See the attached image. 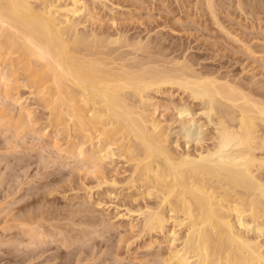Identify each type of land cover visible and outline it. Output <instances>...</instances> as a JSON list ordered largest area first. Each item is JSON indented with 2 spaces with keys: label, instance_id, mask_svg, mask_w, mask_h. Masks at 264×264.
I'll return each instance as SVG.
<instances>
[{
  "label": "bare ground",
  "instance_id": "1",
  "mask_svg": "<svg viewBox=\"0 0 264 264\" xmlns=\"http://www.w3.org/2000/svg\"><path fill=\"white\" fill-rule=\"evenodd\" d=\"M33 1L0 0V97L4 98H0V100H8V98L13 95V93L11 94L10 91L13 90L10 84H14L12 82H15L14 79H16V74H18L17 71L20 69V71L24 73L25 77V79L22 80H24L27 84L26 85L23 81V85L25 84L27 88L30 87L33 89L32 94L35 93L34 95L44 102L43 106L47 109V111H49V121L51 122L53 120V122H57L59 126L63 124V127H61L66 132L65 134H67L66 136L68 139L66 138V141L71 140V132L75 134H81V137H83L82 142L86 139V142L88 140L91 141L90 147L92 148L88 153H85V149L83 150V148L80 147L81 144H79V142L78 144L80 146L78 144L69 143L68 141L67 148L64 149V152L62 151L64 156H72L73 158L78 156V158L88 162H85V164H89L92 161L91 159L95 157L97 151L101 154L102 149L103 152L104 148L107 150V139L109 137L111 138V132L113 134V131L117 133V136L119 134V138H121L123 141L127 140L128 143L135 142L134 144L138 145V147L140 146V150L138 151V147L135 148V145L131 143L127 145L128 143L126 142L127 147L125 146L124 153H120L119 155L121 157L123 156L128 158L127 162L131 161L135 163L133 167L134 170H132L133 174L139 171L142 172H139L142 174V176L138 177H140L139 183L141 182L142 185L147 186L146 191L147 189L148 191L147 194H144L146 195L145 198L148 196L150 197V195L154 193L156 194H154L156 199L159 197V202H155L157 205H154L155 203H153V206H151L150 204L152 202H149V206L148 203L146 204L144 202L145 204L142 206L144 210L137 207L136 211L138 212V215H136V217L143 216V219H141L142 223L139 222L142 224L141 228L143 236L144 234L151 235L152 233H162L163 229H165V227L170 224L169 221H171V225L173 223L172 228H178L176 229L177 231H179L182 226H185L187 232L185 234L188 239V241H183L184 244L179 249L174 251L171 249L172 252H165L168 253L167 256L165 255L166 257L164 256L165 258L162 256L163 254H159V252L161 253L162 251L161 249V251L159 250V252L150 255V257L153 256L151 260H149V258L146 262H142V264H212L207 260L208 257H210V252L216 258V261H212L214 262L213 264L264 263V257L259 251L260 248H258L260 246H257L253 243L250 244L251 242H246V239H242L240 234H237L234 225L230 223V219L228 220V218L234 214L237 219L236 222L239 224V226L244 228L250 227L248 228L249 230L252 227L249 226L243 219L247 212V215L249 214L248 216H250L254 222H257L255 221L257 219L260 220L262 216L264 217V95H262V98H257L255 95L258 94L260 89H262L261 83L257 81V84L255 81L256 79L253 80L257 85H254V83L251 84H253L254 87L256 86L255 88L259 90L256 91L257 89H254L253 86L252 90L251 86L249 87V82H246L247 85H245L243 82L239 83L240 81H243L242 79L237 82V80H235L236 78L232 79V76H230V79L226 76V74L219 78L214 76L217 74L211 76L212 74L210 71H208V73L207 70H205V73H202L203 70L202 72H199L192 68V65L195 63L192 61L191 64L182 55L181 56L183 60L185 59V61L188 62H178L181 59L178 58V61H176L175 57V59L173 57L170 59L171 57L164 53L165 50L161 51L162 53H159L157 50L160 48L159 46V48L156 47L158 42L157 39L159 40V45L163 42L161 40L162 37L160 38L158 35L157 37L160 39L156 38V36L153 39L156 41L154 47V41L153 43H148V38H146V43H144V41L142 42V37V40H139V36L138 40L135 38L134 41V34L131 35L133 36V40H131L132 38H130L129 34L128 36H124L123 33L119 34L120 30L114 31L117 34L114 35L115 37L113 36L114 33L112 34L111 32L110 36L108 31L107 32L109 34L103 31H100V33L97 31L98 33H95V30L91 31L90 33L89 31L86 32L84 30L80 32L77 27L79 22L76 23L75 20H73V17L85 9L86 5L82 0H71L70 6L66 4L61 8L55 6L54 3L51 2L52 0H42V3L40 1V7L35 6L36 4L33 5ZM205 1L209 13L214 17L216 8L214 9L212 6L213 0ZM240 2L242 1H238V3ZM239 7L241 8V6ZM243 9L244 8H242V10ZM251 12H254V10ZM214 18L212 20L215 22L216 19V23L220 24V22H217V18ZM218 24L217 26L221 29L222 24ZM102 33L104 34L102 35ZM228 33L229 32L227 31L226 34L229 35L230 33ZM152 36L149 38L150 40L152 39ZM229 39H231V37ZM232 39L236 40V42L240 41L238 38L232 37ZM150 44H152V49L150 48ZM119 48H122L121 51H124L126 54L124 55L120 53L121 51H118L120 50ZM154 48L157 50V52L153 50ZM163 48L166 49L167 46H162L160 49L162 50ZM180 48L178 50H181ZM248 49H250V47ZM151 50L158 53L159 55L154 56L156 53H153ZM116 51H118V54ZM144 54L148 56H145ZM164 55L170 58L167 60V57ZM158 57H160V59ZM131 61H134L133 65H129V63L132 64ZM182 62H184V64ZM20 71H18L19 76L21 73ZM211 72L213 73V71ZM21 76H23V74ZM17 82L18 81H16L15 84ZM15 84L13 85L14 87ZM16 87H18V85ZM166 87H175V89L180 90L182 94L187 95L190 100L197 101L203 106L201 107L202 110L200 112L202 116L206 117V126L208 123L213 125L212 133L209 137H207L211 140L209 145L206 144L207 146H205L202 144V142L200 143L199 140V142H195L199 143V146L196 144L198 147L196 146L192 149L187 148L191 151L184 150L185 152L181 153H175L176 150L173 151V148L171 149V146L169 147V144L167 145V143H169L167 141L168 135L166 136V132L164 133L162 131L163 129L158 121L152 117H148V114H150V116H153L154 114L152 115L150 111H148V114L146 113L148 110L147 107H152L149 93L152 94L151 92H153L163 94L166 92L164 90ZM254 91L257 93H254ZM261 91L263 92V89ZM12 98L14 97L12 96ZM6 101L0 102V112L3 113V115H5V113L11 112L10 108L6 107L8 105H4ZM7 109H9V112H7ZM188 109H185V111L182 110L183 114H186L187 112L188 115H186V117L191 114L190 110L188 111ZM23 110L20 111L23 113ZM26 111L24 110V112ZM3 115H0V117ZM25 115L28 117L30 112H26ZM184 123L185 124H181V126L183 125L182 129L184 130L183 136L185 137L186 142H191V140L194 139V133H196L194 130L198 127V121L196 123V128L194 127L195 120H193V118L188 121L186 120ZM193 128L195 129L193 130ZM199 128L200 126L198 129ZM115 136H113V139H115ZM183 136L182 138H184ZM77 137L80 138V135ZM204 137L206 138V136ZM95 138L97 139V143H104V145H107V147L102 148V144L100 145L101 148L97 150L94 143L96 140L93 141ZM73 139L76 142L77 139ZM194 140L197 141V139ZM9 146L11 147V145ZM55 149H57V147ZM109 151H111V149ZM11 154V156H14L12 152ZM17 158H14L16 159L15 166L20 165V162L16 163V161L20 160ZM4 159L5 157H3V160ZM99 159L100 158H98V160ZM98 160H93L94 169L99 168L97 164ZM95 161L97 164L96 168L94 166ZM11 162L12 161L9 162L10 166ZM92 162L89 165H91ZM6 163L5 165L8 164ZM13 164L14 163H12V165ZM15 166L13 165L12 167L14 168ZM82 166L85 168L84 164ZM12 167L8 166L7 169L10 170ZM24 167L25 166H21V168ZM46 167L48 166H45L44 168ZM65 167L66 166L63 168ZM90 169L91 168L89 167V170ZM93 170L91 172H93ZM85 171H87L86 173L88 174L90 172H88V170ZM96 171L101 173L100 170H95L94 172ZM54 172L57 173L58 171L55 169ZM52 173L53 172H51V174ZM139 173H136V175H139ZM7 174L8 177L11 176V173L9 174L8 171ZM47 174L49 173L47 172ZM96 174L98 173H95V176H97ZM44 175L41 174V178L38 176L37 178L40 180L47 179L48 181V176ZM132 179L129 183L136 186L134 183H136V179L138 178L136 177L135 179L134 176ZM13 182L14 181H12V183ZM51 182H53V179L50 182L48 181V183ZM1 183L3 182L1 181ZM1 183L0 185H2ZM112 183L115 184L114 182ZM20 184L21 182H19V185ZM14 185H8L9 191L7 193V197L13 195L14 198L11 200L9 199V203L11 201L12 202L10 204L6 202V204H8L6 205L7 207L1 209L0 224L3 226V232H8L10 230L12 231L13 229L18 230L16 234H9L10 239H13V243L11 242L13 245H10L11 248L15 247V251L19 247L20 248L17 250L19 251L17 254H15V251V253L8 252L10 250V248H8V255L6 256H11L19 260H27L30 262V260L33 261L35 259L40 261L39 259L45 254V257L43 256L44 258L42 257L43 259L40 262H44L46 264L47 261L51 260L53 262V260L55 261L56 258L58 259V257L62 256V254H64L62 248L64 247L65 249H68L69 252L65 253L64 257L66 259H63V261L61 258L63 262H60L59 264H68V260L71 258L70 256H74V264H81L87 259H90L89 261H91L92 258H96L93 257L95 255L94 249H97L101 242L106 244L107 241H110V237L108 235V237H106L104 234L111 232V226L108 225L107 221L105 222V219L104 221L102 220L103 217H101L102 219L99 217L101 220H99L100 222L98 225V219L96 220L95 218L94 219L97 221L96 224H94L95 220H92V224L80 220L83 222L81 223L76 219V217L80 218L76 215L77 212L81 211L78 209L75 210L77 211L75 213L72 211L75 215V220H77L76 222L74 217H72V212L70 213L71 216L69 214L71 210L75 209V207H73V209L70 208L71 210L68 212V215L70 216V227L68 226L69 220L66 221V218L68 219V215H66L65 219H61V217H65V214L62 216V214L59 213L61 215L60 220L58 219L59 223L58 221L57 223H51V221L57 220L55 217L59 216L57 214L58 211L55 213L57 216H54L53 218L55 211L51 217L48 216L49 213L45 212H49L51 208L49 209V207L45 205L47 208L44 209L41 204V207L43 208V210L41 209L43 212H41L39 208L40 206L36 205L40 200L41 202L39 203H42V200L45 199V194L46 198H49L48 196L51 192H49L48 195L46 191L44 192L45 194L41 192L40 195H36L34 194L36 193L35 189L36 191L38 190L36 187L33 188L34 193H31L30 195L29 191L33 190L30 188L31 184H28V188L20 186L18 189H14ZM23 185H25L24 182ZM34 186L37 185L35 184ZM42 186H48L51 188L50 185L44 184ZM220 189L223 190V194L220 193ZM22 190L25 191L23 194L20 193ZM41 191L43 190L41 189ZM227 192H230V195L233 193L235 195L233 197H237L238 200H236V202L234 200L230 201L229 199H231V196ZM17 194L21 195L17 196ZM113 197L115 198V196ZM46 203L47 202H45V204ZM48 203H50V201ZM33 204H35L37 206L36 208H38L40 211L38 210L39 213H37L38 211H36L37 209L35 208V211H30L31 215L28 213L30 215L28 216L26 214L27 212L25 211L27 210L29 212L28 207L31 208V205ZM161 206L165 207L164 212L162 211L164 209ZM246 206L248 207L247 209ZM52 208L53 210L55 209L53 206ZM87 208L89 209V206L86 207V209L84 208L81 216L83 215V217H85L89 212L88 216L90 217V214L93 213V210H91L93 208L90 207L91 209L89 210ZM126 209L129 210L130 208ZM51 211L52 209L50 210V214L52 213ZM130 211H128V213H130ZM34 212L35 214H33ZM44 212L48 215H46ZM83 212L87 214L84 216L85 213ZM1 213H4L3 218L1 217ZM22 213H25L26 215H23ZM41 213H44L46 216L41 215ZM65 213L67 214V212ZM95 213H93V215ZM179 213H181L182 218H180L178 215ZM78 215L80 214L78 213ZM97 216L98 215H95V217ZM130 217L131 216H129V218ZM86 219H84V221ZM9 221H13V223L10 224ZM61 221H65L63 222L65 224L67 223V225H65L66 227H64ZM60 222L63 225V229H67V233H64L65 230L62 229ZM4 224L6 225L4 226ZM82 224L89 225L88 227L91 228L89 230L79 229L77 231V226L79 227ZM73 226H76V228ZM47 227L48 229H46ZM80 228L83 227L81 226ZM141 228H139L140 232ZM176 230L170 231L172 232V234L170 233V235H172V239L174 236L176 237ZM257 230H259V228ZM73 231L74 233L78 232V235L73 233L74 237L77 236V238L80 240L83 239L88 241L83 242L82 240L81 244L78 242L80 240L77 239V242L80 245L77 243L76 248L78 246L80 248L78 247L79 250L77 251V248L74 252L72 250L75 249L73 247L75 244H73V246L67 247V245H69L71 242L68 241L70 240V232L72 234ZM3 234L4 233H2V235ZM65 234H67L69 237ZM64 235L68 237V240L67 237H64ZM96 235L97 240L99 239V241L96 240ZM62 236L63 239L61 240ZM59 237H61V242L60 240L57 241V238L59 239ZM74 237H71L72 243H74ZM167 237L168 236H166V238ZM75 238L74 240L76 242ZM54 239H56L57 244L61 245L55 244ZM52 240L54 241L55 246L53 245L54 248L52 249V254L47 255V247H45V250L42 248L47 244H49L50 248H52V244H50ZM148 241L147 245H151L150 243L148 244ZM72 243L70 245H72ZM10 245L7 246L9 247ZM88 246H90L89 249L92 250H89L87 248ZM108 247L109 245H107L106 248ZM21 248L24 249L21 250ZM99 248L101 249V247ZM47 250H49V248ZM52 250H49L50 253ZM103 250H105V248ZM100 251L101 250H99V252ZM97 252L96 254L98 255L99 252ZM104 252H106V254ZM107 252L108 249L101 252L102 258L107 257L105 255H109L108 257H110V253ZM81 253H83L82 255H84V257L80 259L79 254L81 255ZM5 254L7 253L5 252ZM10 259L12 258H9V260ZM100 260L103 262L105 259H99V262ZM113 260L115 259L112 258V264L114 263ZM105 261L104 264H107V258ZM118 261L119 262L117 264H122L120 262V258ZM17 262L19 263V261ZM29 262H27V264ZM22 263L24 264L25 262Z\"/></svg>",
  "mask_w": 264,
  "mask_h": 264
},
{
  "label": "rangeland",
  "instance_id": "2",
  "mask_svg": "<svg viewBox=\"0 0 264 264\" xmlns=\"http://www.w3.org/2000/svg\"><path fill=\"white\" fill-rule=\"evenodd\" d=\"M40 1H41V3L43 2L42 0H34L33 5L36 4L35 6L40 7V5H41ZM49 1H51V0H49ZM82 1H84L85 5H86L85 9H83L81 11V13H79L73 17V20H75L76 23L79 22L77 27H78L80 32H82V30H84L86 32L89 31V33H90L91 31L95 30L94 31L95 33L97 31L99 33H100V31H103L105 33L111 32L112 34L114 33L113 34V36H114L116 34L114 31L120 30L122 32L119 31V34L123 33L124 36H128V34H129L130 38H132L131 40H133V36H131V35L134 34V41H135V38H137L136 40H138V36H139L140 37L139 40L143 39L142 42L144 41V43H146V41H145L146 38H148V41H147L148 43H151V42L153 43V41H154L153 39L155 38V36H156V38H159V37H157V35H158V36H160V38L162 37L161 40L164 43L162 41H160V42H162V44H164V45H162L161 43L159 45L158 44L159 40L157 39L158 45L156 44V47L159 46L161 48L162 46H164V47L167 46L166 49L163 48L162 50L159 47L158 48L160 50L156 48L159 51V53L161 51L165 50L164 53L166 55H169L171 57V58L169 57L170 59H172V57L173 58L175 57L176 61H178V58L181 59L178 62L185 61V59L188 60L190 63L193 61V63H195V64L192 65V68H194L195 70H197L199 72H202V70H203L202 73H205L206 72L205 70H207V72L210 71V73L212 74L211 76H213L214 74H217L214 76H217L220 78L221 76H224L226 74V76L228 78H230V76H232L231 77L232 79L236 78L235 80H237V82H239V80L242 79L243 81H240L239 83L243 82L245 85H247L246 82H249L248 84H249V87L251 86V88L253 86V84H251V83H254V85H257L258 84L257 81H258L262 85L261 87L263 89V92L261 91L262 89L259 90V89L255 88L256 86L255 87L253 86L254 89H257L256 91L259 90L258 94H255V95L257 98H262V95H264V87H263L264 86V0H258V1L257 0H252V1L251 0H213L212 6L214 7V9L216 8L215 9L216 13H214V12H212V13L215 14V15L214 14L213 15H214V17L216 16L215 18H217V20H218L217 22H220V24L216 23V19L209 13L208 7L205 4V2H206L205 0H82ZM238 1H242V2L238 3ZM51 2L54 3V5L59 7V8L63 7V5H66V4L68 6L71 5L70 4L71 0H52ZM252 2L253 3L256 2V3L253 4ZM244 3H246V4H244ZM250 3H252V4L249 5ZM238 5L241 6V8ZM250 6L253 8L254 12H251L253 10ZM213 7H212V9H213ZM242 8H244V9L242 10ZM212 17L215 19V22H214V20H212L213 19ZM112 21H114V22H112ZM217 24L218 25L222 24L221 29H225V30H221L220 27L217 26ZM126 30L129 32H127ZM227 31L230 33V34L228 33L229 35L226 34ZM124 32H126V33H124ZM111 33H110V36H111ZM103 34L104 33H102V35ZM125 34H127V35H125ZM151 36H152V39L150 40L149 38ZM141 37H142V39H141ZM230 37H231V39H229ZM232 37L238 38V40H240L242 43L240 41L236 42V40L232 39ZM163 38L166 40H164ZM155 42L156 41H154V43H153L154 47H155ZM151 46H152V44H150V48L152 49ZM249 47H250V49H248ZM175 48L177 50L180 48L181 50L177 51ZM119 49L120 50H118V51L120 52L122 48H119ZM153 50H155V48ZM153 50H151V51L153 52ZM157 50H155V51L157 52ZM118 51H116V53ZM156 52H153V53H156ZM120 53H122L124 55L126 54V53H124V51H121ZM144 55L148 56L146 54H144ZM149 55H150V52H149ZM156 55H159V54L156 53L154 56H156ZM161 55H163V54H161ZM166 55H164V56L167 57V60H168L169 58ZM176 55L177 56L179 55V56L177 57ZM181 55L185 58L184 60H183ZM164 56H162V57H164ZM158 58L160 59V57H158ZM188 61H185V62H188ZM131 62H132V64L129 63V65L134 64L133 63L134 61H131ZM182 63L184 64V62H182ZM162 65H163V63H162ZM18 71H20V69ZM18 71H17L18 74H16V79H18V80L14 79L15 82L16 81H18V82L16 84H15V82H12L15 84V87L13 86L14 84L13 85L10 84L12 86L11 88H13V90H10V91H11V94L13 93L12 96L14 98H12V96H10L12 99L9 97L10 99L8 98V100L7 99L2 100L4 98L0 97V98H2L1 99L2 101L7 100L4 105H8L6 107L10 108V110H11V112H9V109H7L8 111L7 110L6 111L9 113H5L6 112L5 111L4 112L5 115H3V113L0 112V115L4 116V117L3 116L0 117V119L2 118L0 120V161H1L0 162V171H2V172H0V179H2V180H0V183H1V181L3 182V183H1L2 185H0V204H2V205L4 204L3 206L0 205V206H2V207H0V211L2 208L7 207L6 205H8V204H6V202L9 203V201L14 198L13 195L12 196L10 195L7 197V193L9 191L8 185L12 186L15 184L13 186L14 189H16V188L18 189L20 186H23L24 188H26L27 186H29L30 184L32 185V183H33L32 186L30 185V188L33 189V188L37 187L38 188L37 191L39 193L36 191V189H35L36 193H34V189L33 190L31 189L32 191H29L30 195H31V193H34L36 195H40L41 192L44 193L45 191L48 195V193L51 192L48 196L49 198H46L45 193H44L45 195L42 194L45 197L44 200H45V202H47L46 204H45L44 200H42V203H39V202H41V200L39 202H37L39 205L35 203L37 206H40L39 207L40 210L41 209L43 210V208L46 209L47 207H49V209L50 208L52 209L51 214H50L51 209L49 210V212L44 210L46 213H49V215H48L44 212L46 215L52 217V214L54 211L55 212L53 214V218H54V216H57V214L59 215L58 217H55V219L57 218V220L51 221V223L52 222L57 223L58 219L60 220V217H61L60 214H62V216L65 214V217L64 216L61 217L62 220L65 219L66 215H68L69 210L73 209V207H75V209L71 210L69 212V214L72 211L75 213V212H77L75 210H78V209L81 210V211L77 212V214H76L77 216L80 217V218L76 217V219L79 221L81 220L83 222H87V223L92 224V220L98 219V222L96 220L94 222V224H96V222H97V225H98V223L100 222L99 220H101L102 219L101 217H103L102 220L104 221V219H105V222L107 221L108 225H110L112 228V230L110 228V231H111L110 233L104 234V236L110 237V239H109L110 241H107V243L105 242L106 244H103L104 242L103 243L101 242V244H99L100 246L98 245L99 247H101V249L99 247H98L99 249L97 248L98 250L94 249L95 255L93 257H96V258H92L91 261H89L90 259H87L84 262H82L81 264H94V263L97 264L99 262V259H105L106 260V258H107V264H112V258L115 259V260H113V262L116 264L119 262L118 261L119 258H120V262L122 264H128V263L131 264V262H132V264H134V263L135 264H142V262H146L149 258H150L149 260H151L153 258V256L150 257V255L155 254L156 252H159V250L161 251V249H162L161 253L159 252V254H163L162 256L164 257L165 255L166 256L168 255V253H165V252H169V251L172 252V250L174 251L176 249H179L184 244L185 240L188 241L186 234H185V233H187L185 226L181 227L182 230L179 229V231H177L176 229H178V228H176V229H173L174 227L172 228L173 223L171 225V221H169L170 224H168L165 227V229H163V231H162L163 235L160 232L161 234L160 233H158V234L152 233L151 235L150 234H144V236H143L142 228H141L142 224L139 223V222L142 223L141 219H143L142 218L143 216L142 217L141 216L136 217V215H138V212L136 211L137 207L142 208V210H144V208L142 206H144L145 203L146 204L148 203V205H149L151 202L152 203L150 205L153 206V203L159 202L158 201L159 197L156 199V196H155L156 194L154 193L155 195L152 194V195H150V197L148 196L145 198L146 195H144V194L145 193L147 194L148 189L146 191L147 186L142 185L141 182L139 183V180H140L139 178L142 176V174L139 173L141 171L136 172L137 174L139 173V175H136V173L133 174L132 170H134L133 167H134L135 163L131 162V161L127 162L128 158L123 157V156L121 157L119 155L120 153L121 154L124 153L125 146L128 143V141L127 140L123 141L121 138H119L120 137L119 134L117 136V133H115L113 131L114 135L111 132V138L112 139L110 137L107 139L108 140V143H107L108 144V148H107L108 151H107L104 148V147H107V145H104V143H102L103 145L100 144L99 142L97 143V139L95 138L93 141L96 140L94 142L96 149L99 150V148L102 147V148H104V152L102 149V152L100 154L96 150L97 152L95 154V157H93V159H91V160L97 161L98 158H100L97 162L98 167L100 169L96 168V165H97L96 161L94 164L96 169H94V167H93L94 161L93 162L91 161L92 164L89 165L91 162L89 164H85L86 160L83 161L82 159L78 158V156H76L74 158L72 156H70V157L64 156V153H62V151L64 152L65 151L64 149L67 148L68 141H69V143H72V144H78V142H79V144H81V146L79 144L78 145L81 148H83V150L85 149L84 150L85 153L86 152L88 153L89 151H91V148H92V147H90L91 141L88 140L89 142L88 141L86 142L87 139L85 138L86 140H84L83 141L84 143H83L82 142L83 137H81L82 135L81 134H75L72 132H71V140L66 141L68 138L66 136L67 134H65L66 132L62 128L63 124H61L59 126L57 124V122H55V121L53 122V120L51 122L49 121V119H48L49 111H47V109L43 106L44 102H42V100H40V98L38 99V97H36L34 95L35 93L32 94L33 89H31L30 87H28V88L26 87L27 84L25 83L24 80H22V79H25L24 73H22V71H20L23 74V76H21L22 75L21 73L19 76ZM211 71H213V73ZM21 80H22V82H21ZM253 80H255L257 84ZM23 81L26 85L25 84L23 85ZM21 84H22V86H21ZM17 85H18V87H16ZM23 86H25V87H23ZM253 88H252V90H253ZM164 90L166 92L163 94L162 93H153V92H151L152 94L149 93V97L151 99L150 102L152 103V107L148 106L147 107L148 110L146 111V113L148 114L149 113L148 111H150L152 113V115L154 114L153 115L154 117L150 116V114H148L149 116L148 115H146V116L152 117L160 123V125L163 129L162 131L164 133L166 132V134H165L166 136L168 135L167 137L169 140L167 139V141L169 143H167V145L169 144L168 146L169 147L171 146L170 148L171 149L173 148L172 149L173 151L176 150L175 153H178V152L181 153V152H185L187 150L191 151L190 149L195 148L199 144V143H195V142H199V140H200V143L202 142V144H204L205 146H207L206 144L209 145L211 140L207 137H209L210 134L212 133V129H213L212 126L213 125L211 123L210 124L208 123L206 126V123H207L206 117L202 116L201 112H200L202 110L201 107H203V106L200 105L197 101L190 100L187 97V95L182 94L180 92V90L175 89V87H173V88L166 87V89L164 88ZM256 91H254V93ZM260 92H262V93H260ZM259 95H260V97H259ZM15 98H18L19 100L15 99ZM14 99L17 101H15ZM1 100H0V102H2ZM23 109L25 111L27 110L26 112H30V115H29L30 117L29 116L26 117V115H25L26 112H24ZM185 109H188V111L190 110V113L193 114L194 116L190 114L189 116L186 117V115H188L187 112H186V114L182 113V110L185 111ZM20 110L21 111L23 110V113ZM180 111L182 114L180 113ZM179 114H181V115L178 116ZM190 118L191 119L193 118V120H195L194 127L196 128V123L198 121L197 124H198V127L200 126V128L198 129V127H197L196 128L197 130L195 128H193V130L195 129L194 131H196V133H194V139H197V141L192 139L191 142L190 141L186 142L185 137L183 136L184 135V130L182 129L183 125L181 126V124H185L184 122H186V120L187 121L191 120ZM196 118H197V120H196ZM212 120H213V118H212ZM55 124H57V125H55ZM182 130H183V132H182ZM79 135H80V138L77 137ZM113 136H115L114 137L115 139H113ZM182 136L184 138H182ZM204 136H206L207 139ZM73 138H75V140L77 139L76 140L77 143L74 141ZM109 139H110V141H109ZM120 139H121V141H120ZM184 141L187 144H185ZM192 142H194V143H192ZM129 143L134 144L135 142H129ZM129 143L127 145H129ZM53 144L55 147L53 146ZM9 145H11V147ZM13 145L16 146L17 148L14 147ZM100 145H102V146L100 147ZM134 145H135V148L138 147V145H136V144H134ZM56 147H57V149H55ZM42 148H44V149H42ZM187 148H190V149H187ZM110 149H111V151H109ZM137 150L138 151L140 150V146L137 148ZM11 152L13 153L14 156H11L12 155ZM7 153H8V155L10 153L9 158H8ZM110 154H112L113 156ZM3 157H5L4 160H3ZM13 157L14 158L18 157L17 159H20L19 161H16V163L20 162V165L15 166L16 165L15 164L16 159H14ZM53 158L58 163H56ZM12 159H14V160H12ZM5 160H6V162L8 161L7 162L8 164L5 162ZM21 160H22V162H21ZM81 160H82V162H81ZM10 161H12L11 166L9 163ZM5 163L7 165H5ZM12 163H14L13 164L15 166L14 168L12 167L13 166ZM61 163H63V164H61ZM86 163H88V162H86ZM83 164L85 165V168H84V166H82ZM8 166L12 167L11 168L12 170L7 169ZM21 166L22 167L25 166V167L21 168ZM45 166H48V167L44 168ZM64 166H66V167L63 168ZM60 167H61V169H60ZM89 167L91 168L90 170H89ZM92 167L94 170L92 169ZM76 168H78V169H76ZM55 169L59 173L54 172ZM6 170L8 171L9 174L11 173V176H9L10 178L8 177ZM85 170H88V172L89 171L91 172L93 170V172H91L92 174L90 172L88 174V173H86L87 171H85ZM95 170H98V171L100 170L101 173L97 172V171L94 172ZM47 172L49 174H47ZM51 172H53V173L51 174ZM95 173H98V174H96L98 177L95 176ZM41 174L42 175L45 174L44 176H48L49 182L52 181V179H53V182H51L52 184L48 183L47 179L46 180L38 179L37 176L39 178H41ZM84 174H85V176H84ZM6 176H7V179H6ZM44 176H42V177H44ZM134 176H135V179H136V177L138 178V179H136L138 182L135 180L136 183H134V184H136V186L129 183V182H131V179ZM138 176H140V177H138ZM17 178H18V180H17ZM12 181H14V182L12 183ZM18 181L21 182L20 185H19ZM23 182L25 185H23ZM110 182H111V184H110ZM112 182H114L115 184H113ZM35 184L37 186H34ZM44 184L50 185L51 188L48 186L43 187L42 185H44ZM3 188H4V190H3ZM40 188L43 191H41ZM52 188H53V190H52ZM221 190L222 189H220L219 191H220V193L223 194L224 192H223V190L222 191ZM142 191H144V192H142ZM24 192L25 191L22 190L20 193L23 194ZM227 193L229 194L230 192H227ZM21 194H17V196L18 195L20 196ZM28 196H29V194H28ZM113 196H115V198ZM151 196H153V197H151ZM230 196L229 197L231 199H229V197H228V199L230 201L234 200L236 202V200H238L237 197L236 198L233 197V196H235L233 193H231ZM141 197H142V199H141ZM137 198H138V200H137ZM53 200L55 203L53 202ZM49 201H50V203H48ZM84 202H85V204H84ZM21 203H23V202H21ZM156 203L154 205H157ZM20 204H17V205H20ZM35 204L31 205L32 207L30 206L32 209L28 207L29 212L26 210L27 208L25 209L26 210L25 212H27L26 214L28 216L31 215L32 211H35V208L37 207ZM41 204H42L43 208L41 207ZM51 205L55 208L54 210H53ZM88 206H89V209L93 208V209H91V210H93L92 211L93 213H95V212L96 213L94 215H93V213L90 214V217H91L90 218L88 216L89 212H88V215H86L87 213L83 212V213H85L84 216L85 215L87 216V219H86V216L83 217V215L81 216V214H82V211H84V208L86 209V207H88ZM126 208H128V209L130 208L131 211L132 210L133 211L131 212L130 209L127 210ZM162 208L164 209V210H162L164 212L165 207L163 206ZM247 208L248 207L246 206V209ZM36 209H37L36 211L39 210L38 208H36ZM42 210H41V212H43ZM39 211L37 213H39ZM57 211H58V213H57ZM128 211H130V213H128ZM65 212H67V214ZM73 212L71 213L73 215L72 217L75 216ZM44 213H41V215L44 216L45 215ZM55 213H57V214H55ZM78 213L80 215H78ZM247 213L245 214L243 219L253 229L251 228L248 230V228H250V227L244 228L242 226H239V224L236 222L237 219H236L234 214H232L231 215L232 217L230 216V218H228V220L230 219L229 220L230 223L234 225V228H235L237 234H240L242 239H244V240L246 239L245 240L246 242H248V241L251 242L250 244L253 243V244H256L257 246H260V247H258V248H260L259 251L262 253V255L264 257V217L262 216L260 218V220L257 219V220H255L257 222H254V221H252V218L250 216H248L249 214L247 215ZM1 214H2L1 217L3 218L4 213H1ZM22 214L24 215L25 213H22ZM33 214H35V212ZM71 214H70V216H71ZM95 215H98V216L95 217ZM167 215H169V214H167ZM178 215L180 216V218H182L181 213H179ZM70 216L68 215V219L66 218V221L69 220V222H68L69 227H70V219H69ZM129 216H131V217L129 218ZM84 219H86V220L84 221ZM0 220H1V218H0ZM74 220H75V217H74ZM77 220H75V221L77 222ZM87 220H90V221H87ZM231 220H232V222H231ZM9 222H10V224L13 223V221H9ZM61 222L63 223L65 221H61ZM83 222H81V223H83ZM58 223H59V221H58ZM62 223H61V225H62ZM86 224L81 225L83 228H80L81 226H79V227L77 226V228H76V226H73V227L76 228L77 231L79 229L80 230L81 229H86V230L88 229L89 230L91 227L89 228L88 227L89 225H86ZM5 225L6 224H4V226ZM63 225H64V227H66L65 225H67V223L66 224L63 223ZM63 225H62V229H63ZM2 227H3L2 224H0V236L2 235V233H4L2 235L4 237H2V236L0 237V258L3 257V258H1L2 261L0 260V264H21L22 262H25L24 264H27V262H29L27 260H26L27 262L23 261L21 259H20L21 260L20 261L17 258H13L11 256H6V255H8V252H11V253L16 252L15 254H17V252H19L17 250L20 247L18 249H16V251L14 249L15 247L11 248V245H13V244H11L13 239H10V235L16 234L18 232V230L13 229L12 231L10 230L8 232H3L4 229ZM69 227H67V228H69ZM139 228H141V232H140ZM258 228H259V230H257ZM46 229H48V227ZM98 229H99V227H98ZM63 230H65L64 233L68 232L67 229H65V228ZM175 230L177 231L176 232L177 234H175L176 237L175 236L173 237V239L175 238L173 241V239L171 238L172 235H170V233L172 234V232H170V231H175ZM73 233H74V231L72 232V234L70 232V235H69L70 240H68L69 236L67 234H65V235H67L68 237L64 235V237H67V240L69 242L71 241L70 244L72 243L71 237H74V234L75 233L77 234L78 232H75L74 234ZM7 236H9V237H7ZM166 236H168V237L166 238ZM75 237L74 238L76 239V242L73 238L74 243H72V245H70L69 242H68L69 245L66 244L67 247L73 246V244H75L73 246L75 249H73V250L71 249L73 252L76 251V249L79 247L78 246L76 248L77 243L79 242L82 244V240H83V239H81V240L78 239L77 236H75ZM136 237H138V238H136ZM60 238L61 237H59V239L57 238V241H59ZM95 238L97 240V235ZM103 238H105V237H103ZM62 239H63V236H62L61 240ZM77 239L80 240L81 242L80 241L77 242ZM61 240H60V242H61ZM54 241H55V244H57L56 239H54ZM54 241L52 240L53 243L50 242V244H52V246H51L52 248H50L49 244H47L49 246H47L46 244H45L46 246H43L42 249H44V250H45V247H47L46 248V252L48 251L47 255L52 254V252H53L52 249L55 246ZM97 241H99V239ZM147 241H148V244L150 243L151 245H147ZM171 241H173V242L170 243ZM7 242H8V244H7ZM14 242H15V240H14ZM83 242H88V241L83 240ZM152 243H153V245H152ZM158 244H160L161 246ZM7 245H10V246L8 247ZM57 245H61V244H57ZM107 245H109L108 248H106ZM73 247H71V248H73ZM8 248H10V250L7 252ZM48 248H49V250H52L51 253L49 250H47ZM79 248L77 249V251L79 250ZM87 248L89 249L90 246H88ZM104 248H105V250L108 249V252L110 253V257H108L109 255H105L106 252H104L105 253L104 255L107 257L102 258L101 252L105 251V250H103ZM110 248L112 251L110 250ZM23 249L24 248H21V250H23ZM147 249H148V251H147ZM11 250H13V251H11ZM62 250L64 251V254H62V256L58 257V259L56 258L57 259V260L55 259L56 262L53 260L54 264L55 263L59 264L60 262H63L66 259L64 257L65 253H68L69 250L65 249L64 247L62 248ZM89 250H92V249H89ZM96 250L98 252H99V250H101V251L98 253ZM153 250H156V251H153ZM5 252L7 254H5ZM96 252L98 253V255L96 254ZM149 252H150V254H149ZM111 253H113V254H111ZM82 254L83 253H81V255L79 254L80 259L84 257V255H82ZM115 254H116L117 258L115 256ZM144 255L146 257L147 256L148 257L146 258ZM43 256L45 257V254ZM209 256L210 257H208L207 260H208V262L213 264L214 262H212V261H214V260L216 261V258H215V256L212 255L211 252H210ZM42 257L39 259L40 261L44 258V257L43 258ZM70 257L71 258H70V260H68L69 261L68 264H70V263L74 264L75 263L74 256H70ZM9 258H12L13 260L12 259L9 260ZM61 258H62V260L63 259L64 260L62 261ZM108 258L109 259L111 258V259L109 260ZM209 258H210V260H209ZM14 259H17V260H14ZM144 259H145V261H144ZM192 259H194V258H192ZM105 260H103V262H102V260H100V262L98 264H102V263L104 264ZM140 260H141V262H140ZM17 261H19V263ZM40 261H38V259L37 260L35 259L33 261L30 260V262L28 264H35L36 262H37L36 264H38V262H39V264H45L44 262H40ZM115 261H117V262H115ZM33 262H35V263H33ZM47 262H49V263L51 262L50 264H53V262L51 260H49ZM47 262H46V264H49ZM105 263H106V261H105ZM143 264H145V263H143ZM254 264H264V263H262V262L257 263L256 262Z\"/></svg>",
  "mask_w": 264,
  "mask_h": 264
}]
</instances>
